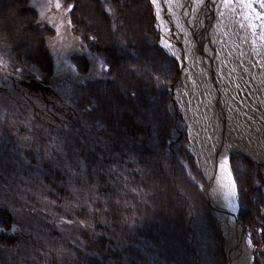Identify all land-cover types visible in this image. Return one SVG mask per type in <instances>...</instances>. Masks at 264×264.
<instances>
[{
	"label": "rangeland",
	"instance_id": "obj_1",
	"mask_svg": "<svg viewBox=\"0 0 264 264\" xmlns=\"http://www.w3.org/2000/svg\"><path fill=\"white\" fill-rule=\"evenodd\" d=\"M57 2L61 7H55ZM252 3L254 10H241L238 0L226 7L225 23L228 26L237 24L235 36H242L248 45L253 46V60L258 64L260 77L264 79V39L261 38L264 21L255 15L264 10L259 7V0H252ZM95 4L97 8L93 6L100 14L93 17L100 22L85 24L81 29L74 23L76 14L73 5V9L66 12L68 5L65 0H0V61L9 65L12 72L8 76L9 81L3 79L0 83V139L9 132L22 129L18 134L21 138L17 140L23 156L31 159L41 157L38 160L42 161L39 164L42 167L31 175L33 181L24 174V168L16 172L18 178L24 176L21 188L25 191L22 200L16 203L5 195L4 190L10 182L3 180L0 174V185L7 183L0 190V264H99L100 257L95 256L96 253L106 258V264H145L144 258L148 255L155 256L160 264H228L226 237L210 205L206 193L207 181L202 174V156L191 137L196 131L188 124V139L180 143L176 140L173 114L177 110L179 113V108L175 87L182 71L179 62L163 44L157 5L151 0L145 8V16L149 21L152 42L157 53L165 59L164 71L169 76L174 73L173 82L170 80L174 85L170 87L168 79L159 82L149 80L152 84L150 89L147 88L149 95L154 96L157 88L165 96L152 98L155 101L153 106L148 96L145 100L148 114L144 109L137 114L131 108V111L122 110V114H127L136 127L145 125L148 119L159 122L150 130L144 127L141 137L148 144L151 143L149 139L153 140L154 146L161 143L163 155H168L166 151L174 146V163L168 160L162 163L164 175L168 178L164 182L166 190L155 186L154 200L155 196L159 198L158 191L169 194L172 199L170 207L166 209L163 203V207L157 208L164 218L172 216L175 228L168 234L158 230V235L155 231L149 233L153 228L144 226V238L131 237V244L137 248L134 252V249L128 248L126 226L116 222L110 224L111 219L121 220L119 217L128 209L115 205V195L118 193V198L122 200L137 196L136 191L130 189L128 193L117 192L120 189L118 185L125 186L128 175L135 181V187L145 191L135 164L121 165L119 161L112 165L118 156L131 152L133 145L140 141L127 142L120 129L108 136V130L116 128L113 124L115 118L104 114L109 113L107 100L112 98L111 91L124 85L120 75L123 78L127 76L129 59L126 51L133 42L132 37L120 36L119 28L127 34L129 25L126 17L131 18L138 13L139 3L137 0H121L116 5L105 4L104 8H101V3ZM232 10L235 14L233 19L230 17L233 13H228ZM61 18L60 25L56 23L54 27V22ZM253 23L255 30L250 26ZM242 24L244 27H241ZM52 29L65 38L64 48L55 46L49 49L48 32ZM142 44L147 47L148 55H153L144 40ZM220 53L229 71L225 84L229 86L233 102L238 103H227L229 111L236 113L245 126L249 127L254 122L261 127L258 120L247 117L242 109L256 103L263 105V102L250 99L251 90L247 89L243 72L236 65L235 58L229 55L228 48L221 46ZM112 55L120 59V65L116 74L111 70L109 75L108 65ZM40 78L45 81L48 90H39L25 83ZM141 81L147 84L144 79ZM167 85L173 88L169 92L163 89ZM213 96L218 98V95ZM210 100H213L212 97ZM96 112L99 114L95 119L83 118L87 113L92 116ZM106 117H111L113 121H105ZM10 120L15 121L14 126ZM181 120L186 124L182 117ZM55 130L59 134L70 133L66 137L56 136ZM120 138L123 140L118 142ZM91 140L95 142L88 145ZM113 152L112 163L106 157L111 170L104 169L105 161L97 167L95 155ZM240 154L232 156V170L239 194V219L251 232L255 246L254 264H264V165L249 155ZM96 167L102 173L94 171ZM110 174L117 181V187L109 183ZM169 183L174 184V192L167 188ZM50 187L53 190H49ZM43 191H50L51 194ZM148 200L147 196L140 202L141 210H145ZM96 203L106 205L108 211L102 210ZM88 205L94 207L93 219L91 212H82ZM183 210L185 226L189 223L190 231L187 233L182 226ZM99 217H107L110 223H101ZM145 221L150 223V218ZM13 223L19 226L14 229ZM78 226L85 227L82 231H88L80 233L76 231ZM96 226L107 235L101 237ZM181 230L184 232L179 233Z\"/></svg>",
	"mask_w": 264,
	"mask_h": 264
},
{
	"label": "bare ground",
	"instance_id": "obj_2",
	"mask_svg": "<svg viewBox=\"0 0 264 264\" xmlns=\"http://www.w3.org/2000/svg\"><path fill=\"white\" fill-rule=\"evenodd\" d=\"M144 2L147 7L150 5V0H144ZM79 3L82 7L93 6L94 2L79 0ZM157 5L163 43L172 56L175 58L179 56V46L175 36L178 40L185 41V54L191 57L194 64L198 57L195 48H201L203 52L200 67L198 70L193 68L196 75L203 79L205 85L201 83L198 86L199 91L193 103L195 121L189 124L196 133L193 131L191 137L202 156V174L207 181L206 193L221 232L226 237L227 251L229 250L232 258L238 260V264H252L249 231L247 229L245 231L236 230L239 223L241 224L234 218L236 210L233 208L236 197L232 198L231 204L225 199L227 188L224 185L228 183V172L227 170L219 172L217 161L226 157L232 174V156L235 154L249 155L264 165V79L260 77L258 64L253 60V46L248 45L242 36H235L238 29L237 24L228 26L225 23L226 7L222 6L221 0H158ZM94 6L97 7L95 3ZM231 12L233 14L230 17L233 19L235 14L233 10L228 13ZM161 16H164L163 20ZM55 22L54 27H56ZM168 23L172 27L171 31L167 28ZM53 32L52 29L48 34L51 35ZM249 35L251 37L250 33ZM201 40L202 42L199 43ZM223 45L228 48L229 55L235 58L236 65L242 70L247 89L251 90L250 99L263 102V105L256 103L242 109L247 117L258 120L261 127L254 122L249 127L245 126L239 116L228 109V104L238 103L233 102L229 86L225 84L229 71L225 68L220 53V47ZM176 60L179 61V59ZM11 73L10 66L0 61V83L3 79L8 80ZM122 82L124 84V81ZM25 83L39 90L48 89L42 79L27 80ZM168 85L173 87L174 84L169 83ZM168 85L165 87L167 92L173 89ZM213 95L216 97L218 95V98L215 99ZM211 97L213 100H210ZM178 101H182L183 106L186 105L181 92H178ZM207 114L208 121L206 120ZM159 199L166 206L170 196L162 193Z\"/></svg>",
	"mask_w": 264,
	"mask_h": 264
},
{
	"label": "trees",
	"instance_id": "obj_3",
	"mask_svg": "<svg viewBox=\"0 0 264 264\" xmlns=\"http://www.w3.org/2000/svg\"><path fill=\"white\" fill-rule=\"evenodd\" d=\"M15 2L16 0H11ZM66 5H73V8H75V24L81 28L85 24L90 23H97L100 22L99 20L95 19L93 16L94 14L99 15L100 12L98 9H96L94 6L86 5L82 6L79 3V0H65ZM94 3H101V8L105 7V4L110 5H116L121 0H90ZM139 3L138 6V13L135 14L133 17H126L128 19V29L126 30V33H122V31L119 28V35L122 37L127 38H133V42L130 43L126 53L128 54L129 63H127V76L120 75L121 81H124L123 86H119L116 89H114V92L111 91L112 98L110 100H107L108 103V112L105 113V115H111L115 118V122H113L114 125H116L115 130H108L107 134L108 136H112L114 132L123 130V138L125 137V140L132 141V140H139V143H136L134 148H132L131 152L125 153L123 156H118L116 160L114 161V152L105 154V153H98L94 156V159L97 161V167L99 164L105 161V168L106 170H111L110 167L107 166L106 157L108 158V161H111L114 163L112 165L118 164L120 161V164L123 163H133L138 168V174L143 179V183L145 185V191L139 189L138 187L134 186V180L128 175L129 179L126 181L125 186L118 185L117 192L123 191L128 193L129 189L136 191L137 196L131 197L130 200H127L126 198L124 200L118 198V193L115 195V205L119 204L123 206L124 208H128L127 211L123 213L121 217H119L121 220L117 219H108L107 217H99V221L101 223L108 222L110 224L116 222L119 224H123V226H126L125 229L128 233L129 239H128V248L133 250L134 252L137 251L136 245L131 244V237H138V238H144L143 236V227L146 226L147 228H153L149 230V233H152L151 231H155L158 235V230L165 232V234L170 233L172 229L175 228V225L173 227V218L170 216L169 218H164L163 213H159V210L157 207L162 206L163 202L160 201V199L156 198L154 200V194L157 190H155V186L161 187L162 190H166V187L164 185L165 180L167 181L168 178L165 173V170L163 168V162L165 160L170 161L171 163H174L175 161V150L174 146L169 151H166L168 155L162 154V146L161 143L155 144L154 141L149 139V143L145 142V138H142L141 135H144L143 128H149L152 129L155 126L159 125V122H153V119H148L145 122V125H140L136 127V124H132V121H129L127 114H122V110L128 111L130 108L135 110L137 114L143 111L147 112V103L145 100H147L148 96L151 98L150 101L151 106L154 105L155 101L152 99L154 97H160L165 96L163 95L157 88H155V95H149V90L152 87V84L149 82V80H165L168 79L169 83L170 80L173 82V79H171L174 75L172 73L170 76L167 72L163 69V62L165 61L164 57L160 55V53H157V49L154 46V43L152 42L151 38V31L150 27L148 26L149 21L146 19L145 16V8L147 7L144 0H137ZM144 2L145 5H142ZM93 3V4H94ZM72 8V9H73ZM131 9V5H130ZM69 13V11H66ZM78 15H80V18H78ZM63 20V18L59 19V21L55 23H60V21ZM82 29V28H81ZM91 32V31H90ZM135 35V36H134ZM146 42V44L150 47L152 50L153 55H148L147 47L145 44H142V41ZM142 45V46H141ZM63 47L65 46V38L60 37L58 31H54L53 34H48V47L49 49H52L54 47ZM101 48V45H98ZM102 49V48H101ZM124 61V58H123ZM120 65V59L116 55L110 56V62H109V69L108 74L110 75L111 70L117 73V68ZM130 70V72H129ZM38 77V76H37ZM41 79V78H40ZM144 79L147 84L144 85V83L141 81ZM166 92L165 87L163 88ZM143 96H146V98H143ZM175 105V103L173 102ZM131 109L129 111H131ZM177 109V108H176ZM101 112V111H100ZM103 112V111H102ZM114 113V115H112ZM87 113L83 116V118L87 120L95 119L96 116L99 114V112ZM173 114V113H172ZM104 116V115H103ZM173 125L175 127V132L177 133V142H182L188 139V132H187V125L183 123L181 120V117L178 113L173 114ZM113 121L111 117H106L105 121ZM10 124L12 126L15 125V121L10 120ZM29 126V125H28ZM136 127V128H135ZM23 131L22 129H17L15 132H9L6 136H4L2 139H0V174L2 175V179L6 182H10V185L7 186V183L2 182L0 185V190L3 187L7 186V190H4L5 195H7L10 198V201L13 203H16L17 200H22L23 195L25 191L22 190L21 184L22 180L24 179V176L18 178L16 172L20 168H24V174L27 175V178L31 181L32 177L31 175L36 173L40 167L39 164L42 163V161H39L38 159L41 157H37V159H31L23 156V152L21 150V146L19 145V140L21 137L18 136V134ZM129 131V132H128ZM57 132V131H56ZM70 132H63L62 134H59L57 132L56 136H64L66 137L67 134ZM132 133V134H131ZM141 133V134H138ZM41 136V134H40ZM182 138V139H181ZM174 139V137H173ZM172 139V140H173ZM123 139H118V142L122 141ZM95 140H91L88 142V145L94 143ZM188 143V142H187ZM82 147V146H81ZM84 147V145H83ZM118 147V146H117ZM116 147V148H117ZM107 150V148H105ZM116 162V163H115ZM93 168V170L96 172L100 171L102 173V170L98 168ZM163 168V172H162ZM35 171V172H34ZM100 177V176H99ZM50 179H52L49 176ZM98 178V177H97ZM162 178V181L160 180ZM118 179L121 180V178L118 177ZM122 181V180H121ZM109 183L112 185L117 184V181L113 179L112 175H109ZM117 187V186H116ZM167 188H170V191L174 192V184L169 183L167 184ZM49 190H53V187H50ZM159 197L162 193H166L163 191H158ZM43 193L51 194L50 191H43ZM157 194V193H156ZM168 194V193H167ZM149 198L147 203L145 204V210L140 209V202L143 201L145 198ZM175 198H173L174 200ZM172 202V199L170 197L169 202L166 204L165 208L168 209L170 207V204ZM102 210H106L105 207H107L101 203H96ZM48 205H51L48 203ZM165 205V204H164ZM168 207V208H167ZM24 209L26 207H23ZM82 210V209H81ZM94 207H91L90 205L86 206L85 209L82 210L84 214H87V212H91V216L93 214ZM41 211V210H38ZM173 212V210H171ZM185 210H183L182 213V226L185 227V232L188 231V225L187 222L185 226ZM93 219V216L91 217ZM147 218H150V223H147L145 220ZM175 221L176 218H175ZM181 222V220H179ZM19 226L16 223L12 224V227ZM98 227V226H96ZM116 227V226H115ZM85 228V227H84ZM80 226L76 228V231L80 233H84L88 230L82 231L81 229H84ZM99 234L101 237H104V235H107L104 230L101 227H98ZM190 231V230H189ZM188 231V232H189ZM184 231L181 230L179 233H183ZM161 236V235H160ZM150 240V239H148ZM161 242L164 243L163 238L161 239ZM44 243V242H43ZM175 243H178L175 241ZM189 243V242H188ZM61 246V245H60ZM173 247V245H171ZM60 248V247H59ZM114 254L116 255L115 251ZM95 256L100 257L99 264H106V258L103 257V255L96 253ZM155 256L148 255L144 258L145 264H160L158 261H156ZM168 264H178L175 262L168 263Z\"/></svg>",
	"mask_w": 264,
	"mask_h": 264
},
{
	"label": "water",
	"instance_id": "obj_4",
	"mask_svg": "<svg viewBox=\"0 0 264 264\" xmlns=\"http://www.w3.org/2000/svg\"><path fill=\"white\" fill-rule=\"evenodd\" d=\"M158 1V0H157ZM165 5V4H164ZM162 20L164 19V16H161ZM167 28L171 31L172 27L170 26V23L167 24ZM177 44L179 46V56L176 57V59H179V64L181 67V71H182V77L179 79L177 86L175 87L176 93L178 94V92L182 93V96L184 97V100L186 102V105L183 106V102L182 101H178V98L176 99L178 108H179V112L182 116V118L184 119V121L186 123H190V122H194L195 118H194V110H193V106H194V102L197 96V93L199 91V85L202 83L203 86L205 85V83L203 82L202 78H199V76L196 75V72L193 70L200 67L201 65V54H203L201 48H195V52H197V59H195V64L191 61V57H188L184 47V43L185 41H181L180 39L178 40V38L175 36ZM163 40V39H162ZM202 40L199 42L201 43ZM164 44V43H163ZM165 46V45H164ZM166 47V46H165ZM166 49L168 50V48L166 47ZM169 51V50H168ZM203 58V57H202ZM188 62V63H187ZM187 63V64H186ZM192 66V67H191ZM185 76H188V78H185ZM206 118H208V114L206 115ZM190 126V124H189ZM204 147V145H203ZM201 156V155H200ZM231 175L233 176V174L231 173ZM234 177V176H233ZM235 212H234V218L238 221L241 222L239 219V213H240V203H239V194L237 196H235ZM243 228V229H242ZM248 230L249 231V242L252 245V261L251 263L254 264V250H255V246L253 243V240L251 238V232L250 230L245 227L242 223H239L238 228L236 229L238 230ZM228 254V264H238V260L232 258L229 255V250L227 251Z\"/></svg>",
	"mask_w": 264,
	"mask_h": 264
},
{
	"label": "snow or ice",
	"instance_id": "obj_5",
	"mask_svg": "<svg viewBox=\"0 0 264 264\" xmlns=\"http://www.w3.org/2000/svg\"><path fill=\"white\" fill-rule=\"evenodd\" d=\"M152 3L154 5L157 4V0H152ZM234 3H237V0H221V4L223 7H229L230 5H232ZM238 4H239V7L241 8V10L243 8L254 10V5L252 3V0H238ZM55 7L59 8V7H61V5L57 2ZM259 7L262 10H264V0H259ZM71 10H72L71 5L66 8V11L70 12ZM255 15L258 16L262 21H264V12H256ZM70 23H71V21H69V24ZM250 26L252 27L253 30H255L256 25L254 23L251 24ZM241 27H244V25L242 24ZM261 27H264V24H262ZM261 38L264 39V35H262ZM254 42L255 41H253V43ZM217 165H218L219 172H225L226 170L228 172V183L224 185V187L227 188V192L225 194V199H227L229 201V203L231 204L232 198L238 195V189L236 187L235 178L231 175V171H230V168L228 166V160L226 157L222 158V159H218ZM233 210H235V206H234ZM69 222H71V221H69Z\"/></svg>",
	"mask_w": 264,
	"mask_h": 264
},
{
	"label": "flooded vegetation",
	"instance_id": "obj_6",
	"mask_svg": "<svg viewBox=\"0 0 264 264\" xmlns=\"http://www.w3.org/2000/svg\"><path fill=\"white\" fill-rule=\"evenodd\" d=\"M45 90H48V89H45Z\"/></svg>",
	"mask_w": 264,
	"mask_h": 264
}]
</instances>
